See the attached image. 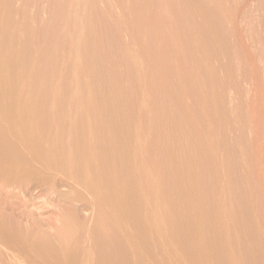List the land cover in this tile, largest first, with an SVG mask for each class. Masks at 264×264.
I'll return each mask as SVG.
<instances>
[{
    "label": "rangeland",
    "instance_id": "1",
    "mask_svg": "<svg viewBox=\"0 0 264 264\" xmlns=\"http://www.w3.org/2000/svg\"><path fill=\"white\" fill-rule=\"evenodd\" d=\"M143 1L0 0V7L5 12L3 20L12 36V45L37 64L28 69L29 75L34 76L33 80L41 78L53 84L67 112L80 99H87L88 94L98 104H106L110 86L115 85L120 89L117 95L120 110L112 112L104 108L102 118L106 121L121 120L115 119L121 115L125 118L134 138L147 146L149 173L158 165L164 171L165 180H173L174 170L182 171L183 176L177 177L175 184L185 187L200 178L204 184L201 194L211 208L222 212L223 222L214 224L215 227L208 224L207 231L192 233L190 238L186 236L188 244L171 253L186 258V264H194V256L219 258L218 244L201 251L191 244L206 241L211 233H222L230 237L233 250L244 252L240 255L241 261L238 260L240 264H264V0H220L226 6L227 23H221L217 14H203L210 24L202 26L196 22V27L177 24L159 29L145 26L140 29L141 38L137 39L132 29H128L133 25L128 23L133 18L129 9L135 2L142 4ZM191 2L198 3V0ZM186 14L187 21L197 17ZM195 33L200 36L201 44L199 41L195 44ZM74 38L78 46L72 53L69 41ZM203 57H207V64L202 61ZM27 93L21 90L16 96L25 99ZM43 97L49 99L50 95L43 94ZM56 106L52 109L56 110ZM16 118L25 119L22 108ZM73 118V111L68 112L67 119ZM168 134L171 135L165 137ZM170 136L173 138L169 139ZM204 166L206 171L202 170ZM199 167L200 175L197 174ZM63 177L66 179L62 175L48 181L36 179L30 181L29 188L23 182V188L20 186L16 192L24 190L22 193L30 198L29 202L19 204L17 216L11 217L6 208L4 213L19 224L27 223L34 228L32 232L41 234L42 231L44 236L54 237V228L64 219L73 226L87 228L94 212L89 197L84 190H75ZM171 179L169 188L174 189ZM189 196L192 198L193 194ZM6 202L17 204L19 200L9 197ZM197 208L194 211L198 214ZM227 208H232L237 216L229 223L224 222ZM186 230L183 233L187 235ZM146 248L151 254L144 264L150 262L148 258L149 264H168L165 254L160 258L165 263H160L148 244Z\"/></svg>",
    "mask_w": 264,
    "mask_h": 264
},
{
    "label": "bare ground",
    "instance_id": "2",
    "mask_svg": "<svg viewBox=\"0 0 264 264\" xmlns=\"http://www.w3.org/2000/svg\"><path fill=\"white\" fill-rule=\"evenodd\" d=\"M129 10L133 18L128 20V23L133 25L127 28L132 29L131 31L134 32L132 34L136 35L137 39L141 38V31L145 26L147 29H159L177 24H187L192 27L196 22L202 26L210 24L206 17L210 13L217 14L221 23L228 21L224 16L226 6L220 0H198V3L191 0H144L142 4L135 2ZM184 13L197 17L187 16L192 18L191 21H187ZM201 14L206 16L202 17ZM4 15L5 12L0 7V264H144L150 253L146 248L147 244L158 262H164V257H162L163 262L160 258L165 254L167 258L165 261H168V264H186V258L171 252L188 244L185 243L186 236L190 238L192 233L200 234L209 227L208 224L215 227L214 224L220 225L219 223L223 222L222 212L217 208H211L209 201H206L201 194L200 190H203L204 184L200 178L195 179L191 186H179L176 185V179L182 177L184 172L181 174L182 171L180 173L174 170L173 180L170 179L176 184L174 189H170V179L165 180L162 167L156 164L157 169L149 173L146 168L147 160L150 159L147 146L134 138L125 118L123 119L122 115L115 118H122L118 121H106V118H102L104 108H110L112 112L120 110L117 96L120 89L115 85L111 88V83L106 104H98L94 98L88 97V94L87 99L84 97L85 100L82 98L74 104V107L68 108V112L73 111L74 114V118L68 120L67 108H64V104L57 96L56 87L40 80L38 75L37 78L40 79L37 80H33L34 76L29 75L28 69L37 64L27 53L17 51L12 45V36L7 32L8 26L3 20ZM198 26L200 25L197 24ZM196 34H193L195 44L198 41L200 43L198 39L200 36ZM77 46L78 40L75 38L69 41V49L72 53L76 51ZM193 56L195 58V55ZM201 59L207 64V57ZM21 90L29 93L25 99L16 96ZM47 93L50 95L49 99L43 97V94ZM55 105H57L56 110H53L52 107ZM21 108L25 119L18 120L16 116ZM169 135L171 134L165 137ZM204 167L202 170L206 171V166ZM202 170L201 167L197 168V174L200 175ZM59 175L65 176L75 190L82 189L87 193L91 211H94L91 216L92 222H89L90 226L87 228L73 226L64 219L54 228V237H50L44 236V233L42 235V231L41 234L32 232V228L27 223L19 224L11 218L13 214L16 215L19 204L26 205L30 200L22 193L24 190L16 192L21 189L20 186L23 188V182H26L29 188L30 181L34 182L36 179L38 182L41 179L48 181ZM43 180L40 182H44ZM192 194L191 198L189 195ZM9 197H16L19 203L8 204L6 200ZM5 208L9 210L11 217L4 213ZM195 208L198 214L194 211ZM226 215L227 221L224 222L227 223L236 216L232 208ZM19 217L21 219L22 216ZM185 228L187 235L183 233ZM216 244L220 247L219 258L209 260V256L203 259L194 256V264H231V262L237 264L240 255L244 253L241 249L237 252L233 250L230 237L222 233H211L206 241L203 239L200 243H192L191 247L201 251ZM148 261L151 262L149 258Z\"/></svg>",
    "mask_w": 264,
    "mask_h": 264
}]
</instances>
